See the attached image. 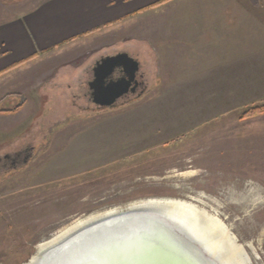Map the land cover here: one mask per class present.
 Segmentation results:
<instances>
[{"label":"rangeland","instance_id":"rangeland-1","mask_svg":"<svg viewBox=\"0 0 264 264\" xmlns=\"http://www.w3.org/2000/svg\"><path fill=\"white\" fill-rule=\"evenodd\" d=\"M47 1L0 0V25ZM218 3H168L0 78V110L24 104L0 113V160L34 154L0 171V264H27L75 222L151 199L204 213L245 264H264L263 60L255 82L235 81L217 50L190 48L184 31L186 12ZM119 53L139 62L144 84L100 108L93 69ZM255 108L263 113L243 118Z\"/></svg>","mask_w":264,"mask_h":264},{"label":"crops","instance_id":"crops-1","mask_svg":"<svg viewBox=\"0 0 264 264\" xmlns=\"http://www.w3.org/2000/svg\"><path fill=\"white\" fill-rule=\"evenodd\" d=\"M161 1L165 0H48L22 18L0 25V78L67 46L102 37L114 25ZM201 1L219 2L218 8L185 13L190 18V26L184 28L190 48L217 50L218 69L232 65L235 81L255 82L258 60L264 64V57H258L264 51V0Z\"/></svg>","mask_w":264,"mask_h":264},{"label":"water","instance_id":"water-1","mask_svg":"<svg viewBox=\"0 0 264 264\" xmlns=\"http://www.w3.org/2000/svg\"><path fill=\"white\" fill-rule=\"evenodd\" d=\"M117 71L124 74V77L111 79ZM139 71V62L127 53L108 56L98 61L93 69L94 79L89 84L94 104L100 108L114 107L121 98L129 94ZM136 90L137 85L132 89V93H136ZM142 212L145 210L130 207L120 209L118 213L80 228L41 255L37 249V255L27 264H67L81 255L86 247L104 241L111 234L124 235L119 234L121 229L141 232V236L137 247L127 253L117 254L114 264H150L151 258L163 260L168 259L167 257L171 264H217L202 247L186 238L172 223L154 214ZM158 229H163L171 239L160 236ZM162 264H166L165 261Z\"/></svg>","mask_w":264,"mask_h":264},{"label":"bare ground","instance_id":"bare-ground-1","mask_svg":"<svg viewBox=\"0 0 264 264\" xmlns=\"http://www.w3.org/2000/svg\"><path fill=\"white\" fill-rule=\"evenodd\" d=\"M131 208L145 210V212H142L143 214H154L163 218L166 222L172 223L184 233L186 238L202 247L217 264H245V260L242 257V249L235 245L221 226L214 220L209 219L204 213H200L198 210L184 203L151 199L133 204ZM119 211L120 209L111 210L75 222L71 227L60 232L57 237L41 244L38 249L39 255L48 248L56 247L80 228ZM158 230L160 236L164 235L168 239H171L166 232L162 231L163 229ZM118 232H120L119 234L124 233V235L117 236L116 234H111L104 241H98V244L95 243L96 245L92 244L88 248L86 247L81 255L67 264H114L118 257L117 254L122 252L127 253L137 247L138 239L141 236V232L138 231L128 232L121 229ZM112 241L117 242L113 243Z\"/></svg>","mask_w":264,"mask_h":264},{"label":"flooded vegetation","instance_id":"flooded-vegetation-1","mask_svg":"<svg viewBox=\"0 0 264 264\" xmlns=\"http://www.w3.org/2000/svg\"><path fill=\"white\" fill-rule=\"evenodd\" d=\"M122 77H124V74L117 71L116 74L111 79L118 80ZM93 79H94V73H93L92 80ZM143 84H144L143 76L139 75V73H138L137 78H136V82L133 83L129 94L125 95L121 99H126V98H129V97H132L133 95H135V93H132V89L137 85V90H136V93H137L139 91V89L142 88ZM91 94H92V92H91ZM33 158H34V154H32V153L29 154L28 150L16 153L15 155H11L10 157H8L5 161L0 160V171L5 170V172H7V171H14L15 170L14 172H16L21 163H23L24 165H29L33 161L32 160ZM3 168H5V169H3Z\"/></svg>","mask_w":264,"mask_h":264},{"label":"trees","instance_id":"trees-1","mask_svg":"<svg viewBox=\"0 0 264 264\" xmlns=\"http://www.w3.org/2000/svg\"><path fill=\"white\" fill-rule=\"evenodd\" d=\"M170 1H171V0L161 1V2H159V3H157V4L153 5V6L149 7L147 10H149V9L152 10V9H155V8L161 7V6L167 4V3L170 2ZM25 62H26V61H24V62H22V63H19V64H17V65H14L13 67H11L10 69H8V70H6V71H4V72H8L9 70L14 69V68H16L17 66H19V65H21V64H23V63H25ZM1 74H2V73H1ZM23 105H24V104H21V105L17 106L16 108H14V109H10V110H0V113H2V114H16V113H18V112L23 108ZM261 113H263V109H262V108H255V109H252V111H250L249 113L246 114V115H248V116H244L243 118H244V119H245V118H249V117L252 116V115H255V114H261Z\"/></svg>","mask_w":264,"mask_h":264}]
</instances>
